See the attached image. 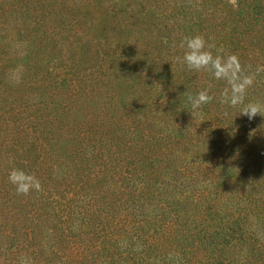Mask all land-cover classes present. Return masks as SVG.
Instances as JSON below:
<instances>
[{
	"label": "trees",
	"instance_id": "16d2710c",
	"mask_svg": "<svg viewBox=\"0 0 264 264\" xmlns=\"http://www.w3.org/2000/svg\"><path fill=\"white\" fill-rule=\"evenodd\" d=\"M91 19L116 45L56 65L55 27ZM196 35L253 77L244 104L181 63ZM258 69L264 0H0V264H264V117L240 114ZM14 168L42 191L17 195Z\"/></svg>",
	"mask_w": 264,
	"mask_h": 264
},
{
	"label": "clouds",
	"instance_id": "9594fccd",
	"mask_svg": "<svg viewBox=\"0 0 264 264\" xmlns=\"http://www.w3.org/2000/svg\"><path fill=\"white\" fill-rule=\"evenodd\" d=\"M180 47L186 49L181 63L185 64L189 70H205L211 73L215 79L224 80L227 83L228 87L222 91L220 96L221 103L229 104L232 107L244 104L247 89L253 84L254 79L245 74L237 55H221L219 49L214 55L212 49L215 48V45L207 43L201 35L185 37ZM262 70L264 69H258V71ZM190 99V112L195 117L197 110L202 105L210 103L214 96L209 95L208 90H202ZM240 114L247 116L250 121L255 119L258 114L264 117V105L248 103ZM8 180L15 186L17 195L27 196L32 191H42L40 180L34 174L26 173L21 169H12L9 172ZM21 264H26V261L22 260Z\"/></svg>",
	"mask_w": 264,
	"mask_h": 264
},
{
	"label": "rangeland",
	"instance_id": "374dc122",
	"mask_svg": "<svg viewBox=\"0 0 264 264\" xmlns=\"http://www.w3.org/2000/svg\"><path fill=\"white\" fill-rule=\"evenodd\" d=\"M67 13H69V9L67 10ZM127 21L129 23L128 17L124 19V23H126ZM119 26L117 25L116 22L113 23V22H107L102 19L99 20L91 19V21H82L78 23L76 21L66 22V24H61V26L55 27L57 43L55 46H52V54L55 55L57 58L56 65H60V66L68 65L71 59L73 58V54L76 50L77 44H79L80 42L86 39H91V38L97 39L95 37L102 36L101 34L104 33L109 34L108 40L102 36V38H104L106 42V46L104 47L103 50L106 54H108L110 47L113 48L118 42L116 35L120 30ZM63 28L65 30H62ZM124 33L126 34L125 31ZM89 48L91 49V52L95 53L94 46H91ZM123 50L125 52L126 49ZM79 56L80 53H78V57ZM84 61L80 63L77 72L80 73L84 72V70L88 68L89 64L92 63V61H90L88 57H85ZM46 64L47 66L48 65L50 66V64H48L47 59H46ZM79 70H81L82 72ZM115 113L116 116L119 117L120 112H118V110H115Z\"/></svg>",
	"mask_w": 264,
	"mask_h": 264
}]
</instances>
